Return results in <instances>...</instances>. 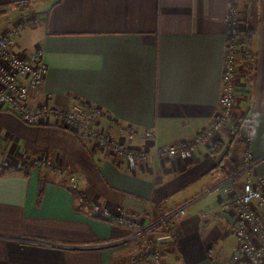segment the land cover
<instances>
[{"label":"crops","instance_id":"1","mask_svg":"<svg viewBox=\"0 0 264 264\" xmlns=\"http://www.w3.org/2000/svg\"><path fill=\"white\" fill-rule=\"evenodd\" d=\"M230 3L0 0V35L17 28L11 51H41L48 71L34 103L65 109L83 100L108 114L100 130L150 149L193 138L219 110ZM236 7L244 43L246 27L255 29L238 58L237 109L192 157L131 170L83 133L54 121L31 125L0 108V264H153L138 245L114 243L131 229L104 212L146 225L184 205L163 240V264H247L233 257L235 215L222 208L219 185L247 153L254 177H264V0ZM33 15L37 24L20 26Z\"/></svg>","mask_w":264,"mask_h":264},{"label":"built area","instance_id":"2","mask_svg":"<svg viewBox=\"0 0 264 264\" xmlns=\"http://www.w3.org/2000/svg\"><path fill=\"white\" fill-rule=\"evenodd\" d=\"M231 0L226 18L225 65L223 84L220 95V108L210 119L204 129L193 138L169 145H156L150 149H132L125 141L112 134L100 130L97 123L100 118H108V114L100 107L83 100H75L69 108H60L49 103H34L41 93L48 66L42 58L41 51L31 55H20L10 49L17 28L0 35V108L10 111L24 122L37 125L54 121L78 133H83L102 147L110 149L120 160L125 161L131 170L140 162L149 165L157 159L174 157L189 158L194 156L199 146L212 143L215 134L232 124L238 104L237 78L238 58L247 54L241 38L239 10ZM40 21L33 15L23 20L20 26L30 27ZM129 139L136 135L134 127H123ZM152 139L154 134L147 133ZM256 161L247 153L242 165L228 174L220 183L226 198L221 205L224 210H232L235 218L230 226L237 240L234 258L243 257L247 264H264V177L252 174ZM187 212V206H181L150 224H141L135 216L120 211H105V218L119 225L132 228L134 232L126 238L146 241L150 234L165 228V235L157 238V242L171 239V227ZM125 240V241H126ZM154 254V253H152ZM146 259H150L147 255ZM154 264H161L154 254Z\"/></svg>","mask_w":264,"mask_h":264},{"label":"rangeland","instance_id":"3","mask_svg":"<svg viewBox=\"0 0 264 264\" xmlns=\"http://www.w3.org/2000/svg\"><path fill=\"white\" fill-rule=\"evenodd\" d=\"M29 12L30 11H27L26 13H29ZM236 109H237V107H236ZM133 232H134V230L131 228L130 234H132ZM155 233L150 234V236H148L149 238L146 241H141L139 239H130V240L128 239L126 241H123V240L115 241L114 243L118 244V245L127 244L128 247H131V248H133L134 244L136 245V248L138 245V248L136 250V254L144 255L145 258H147V255H148L150 257L151 261H154V254H155L158 256V259L160 260L161 264H163V260H162L161 256H162V253L164 252V247H163L164 241L158 243L157 238L162 236V235H165V234H157V233L155 234ZM137 242H139V244ZM152 253H154V254H152Z\"/></svg>","mask_w":264,"mask_h":264},{"label":"trees","instance_id":"4","mask_svg":"<svg viewBox=\"0 0 264 264\" xmlns=\"http://www.w3.org/2000/svg\"><path fill=\"white\" fill-rule=\"evenodd\" d=\"M234 5H236V3H235ZM245 36H246V41H245V43H246L247 45H250L251 42H252V40H253V38H254V36H255V29H254L253 27H249V26H247V27H246V31H245ZM236 132L239 133V131H237V130H236ZM241 137H242V139H243V138L245 137V135L242 134Z\"/></svg>","mask_w":264,"mask_h":264}]
</instances>
